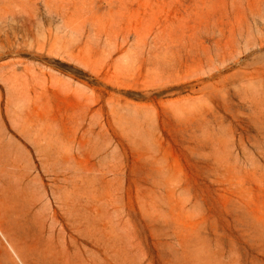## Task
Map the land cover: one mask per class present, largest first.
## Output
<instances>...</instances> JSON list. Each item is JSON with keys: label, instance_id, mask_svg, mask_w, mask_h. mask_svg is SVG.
I'll return each instance as SVG.
<instances>
[{"label": "rangeland", "instance_id": "obj_1", "mask_svg": "<svg viewBox=\"0 0 264 264\" xmlns=\"http://www.w3.org/2000/svg\"><path fill=\"white\" fill-rule=\"evenodd\" d=\"M0 264H264V0H0Z\"/></svg>", "mask_w": 264, "mask_h": 264}]
</instances>
